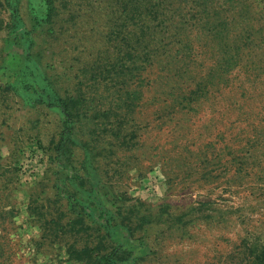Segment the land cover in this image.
<instances>
[{"label":"rangeland","instance_id":"obj_1","mask_svg":"<svg viewBox=\"0 0 264 264\" xmlns=\"http://www.w3.org/2000/svg\"><path fill=\"white\" fill-rule=\"evenodd\" d=\"M87 245L264 264V0H0V264Z\"/></svg>","mask_w":264,"mask_h":264},{"label":"trees","instance_id":"obj_2","mask_svg":"<svg viewBox=\"0 0 264 264\" xmlns=\"http://www.w3.org/2000/svg\"><path fill=\"white\" fill-rule=\"evenodd\" d=\"M50 11L48 14L49 17L51 16ZM77 103H78V100H75L73 98H71L70 101L63 100L60 102L61 107H62L63 111L67 114L68 118H70L72 115L71 114V111H73L72 108L76 109ZM73 125H74V123H73ZM66 128L70 129L69 123H66ZM65 137L66 136H62L61 140L55 144V147L53 149L55 154L59 157L64 155L63 153H66L69 150V149L67 150L68 139H66ZM77 178L80 179V177H77ZM73 197H75V194L74 195L70 194L68 197V200L72 199ZM74 205L75 204L71 203L72 207H74ZM84 213L85 212L81 209L76 215L77 216L76 221L83 219ZM126 220H127V218L124 219V223H126ZM103 251H105V249L98 248L97 246L91 248L90 245H87L85 248L81 249L80 252L75 251V249L73 250V247H72V250H70V249L68 250V257H69V260L80 261L82 263L87 261L88 264H115L114 263L115 257H113V254L112 253L105 254Z\"/></svg>","mask_w":264,"mask_h":264}]
</instances>
